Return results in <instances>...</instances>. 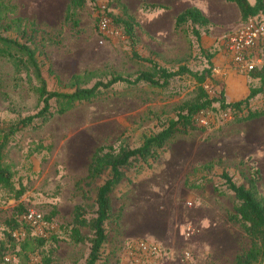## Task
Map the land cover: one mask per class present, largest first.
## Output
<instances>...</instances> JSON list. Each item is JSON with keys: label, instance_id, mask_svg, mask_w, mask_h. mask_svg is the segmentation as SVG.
<instances>
[{"label": "rangeland", "instance_id": "obj_1", "mask_svg": "<svg viewBox=\"0 0 264 264\" xmlns=\"http://www.w3.org/2000/svg\"><path fill=\"white\" fill-rule=\"evenodd\" d=\"M96 5L105 6L104 10L112 16L120 15L114 4L98 1ZM143 5L131 13L137 23L135 51L168 70L179 65L192 71L205 67L204 55L198 52L191 32L193 26L185 23L174 28L173 22L164 18L159 9ZM15 7L16 15L32 25L34 47L43 63L42 77L48 90H62L54 76L65 82L73 74L91 71L94 77L90 84L108 78L111 73L133 77L148 67L130 57L128 42L120 34L112 39L97 34L95 9L89 3L67 20L65 11L56 12L54 6L44 11L38 7ZM259 18L264 20V15ZM241 24L238 22L212 43L202 36L204 27L197 29L202 47L206 52H214L211 77L203 86L210 97H217L223 91L226 102L230 100L225 91L229 78L245 74L228 65L220 43ZM218 57L225 60L229 74L223 67L216 71ZM191 84L187 79H173L164 90L145 84L114 85L98 100L78 104L41 125L35 123L9 135L2 162L10 168L14 186L21 184L23 193L13 200L0 190V240L5 241L9 220L32 210L42 216L46 225L37 232L27 230V233L45 238V244L23 257L18 254L17 244L12 247L7 242L1 264H44L43 259H49V264H83L87 246L71 242L68 233L74 205L84 206L87 212L93 210V186L85 200L73 190L74 182L85 174L93 149L100 145L115 147L118 143L137 146L143 135L156 132L163 121L173 118L179 103L193 97ZM32 85L22 69H15L6 58L0 57V136L18 118L39 108ZM245 85L249 91L258 87V82L250 80ZM213 106L202 117L203 122L209 121V127L175 135L150 170L130 172L116 187L111 207L113 213L120 209V218L117 226L112 222L106 225V241L96 264H136L123 251L121 238L122 229L130 228L129 219L137 211L150 216L165 214L169 222L163 239L139 237L157 242L165 249L159 264H180L179 253L183 249L191 252L195 264H232L234 256L247 248L242 229L226 220L235 201L219 175L226 171L236 184L245 185L253 165L260 176L257 193L264 198V118L234 123L228 116L221 118L217 105ZM249 107L264 108V89L251 98ZM206 154H210L208 160ZM209 162V168H201ZM184 178L189 183L203 182V187L185 188ZM213 187L223 195H216ZM188 226L194 231L185 237ZM88 232L81 229L83 234Z\"/></svg>", "mask_w": 264, "mask_h": 264}, {"label": "trees", "instance_id": "obj_2", "mask_svg": "<svg viewBox=\"0 0 264 264\" xmlns=\"http://www.w3.org/2000/svg\"><path fill=\"white\" fill-rule=\"evenodd\" d=\"M98 1H103L106 5L114 4L119 9V16H112L107 10H104V15L110 18L111 25L127 40L131 49L130 57L146 63L148 67L146 70L137 72L133 77L111 73L108 78L95 80L90 84L89 82L94 77V72L91 71L73 74L65 82H61L58 77L54 76L56 85L62 89L61 91H54L47 89L46 82L42 77L43 63L38 59V53L34 47L32 25L16 15L15 5L8 0H0V57L6 58L15 69H22L25 72V75L33 83L32 90L40 104L33 114L18 118L8 131L0 136V190L13 200H18L23 193L21 184H18L17 187L14 186L12 172L2 162L8 136L17 129L32 126L35 123L41 125L54 115H62L78 104L98 100L114 85L118 84L126 87L145 84L152 88L164 90L173 79H187L192 83L194 95L190 100L179 103L175 107L173 118L163 121L156 132L143 135L137 146L129 147L123 143H118L115 147L100 145L93 149L84 176L77 179L73 184L74 192L82 200L87 199L88 190L92 189L93 186V210L87 212L84 206L74 205L68 233L71 242L86 244L87 246V254L83 264H96L100 260L106 241V225L112 222L114 226H117L120 209L113 213L111 207V196L116 187L120 182L127 179L128 173L137 174L144 170H150L166 151L167 142L175 135H187L193 131H202L210 126L208 120L201 124L195 119V116L204 117L206 113L214 109L213 105L216 104L220 117L222 118L224 114H227L230 121L234 123L264 118V108L252 110L249 107L251 98L264 89V70L262 69L243 73L258 82V87L249 89L248 94L243 99L226 102L223 98V91H220L217 97L208 95L203 85L211 77V59L214 52H206L201 45V33L197 29L207 26L208 20L198 9L188 7L181 11L175 16L173 27L178 28L185 23L193 26L191 32L198 52L204 55L205 67L192 71L184 65H179L175 70H168L159 66L152 59L141 57L135 51L138 40L134 30L137 23L122 0H68L64 19L67 20L86 3H89L95 9L97 26L99 5L96 4ZM225 1L231 2L237 7L241 23L251 19L263 20L259 17L264 15V0H254L253 5H249L247 0ZM143 7L152 10L163 9L162 6L153 4L143 5ZM97 34L99 35L98 31ZM210 166L211 163L209 162L202 165L201 168L207 169ZM219 178L235 201L232 211L226 215V220L237 224L247 240V248L234 256L232 264H260L264 261V198L258 195L256 189L260 178L259 170L253 165L250 166L245 185L236 184L226 171H222ZM183 186L188 189H200L203 187V182L189 183L187 178H184ZM212 189L216 195H223V192L217 190L216 187ZM19 216L20 214H17L9 220L10 228L5 234V241L0 240V264L3 262L7 242L12 243V247L17 244L18 254L23 257L33 254L45 244V238L27 233L29 229L18 222ZM20 225L25 228V235L16 240L11 237V232ZM82 228H86L89 231L88 234L81 233ZM51 239L52 241L55 240L53 236ZM130 241L126 240V242ZM192 259L195 260L193 256ZM43 263L49 264L50 260L43 259Z\"/></svg>", "mask_w": 264, "mask_h": 264}, {"label": "crops", "instance_id": "obj_3", "mask_svg": "<svg viewBox=\"0 0 264 264\" xmlns=\"http://www.w3.org/2000/svg\"><path fill=\"white\" fill-rule=\"evenodd\" d=\"M11 3L18 7H38L41 10H47L48 7L54 6L55 11H65L68 0H9ZM128 12L133 14L143 4L162 6L163 9H159V13H163L164 18H168L171 22H174V18L177 14L188 7H195L203 16L208 20V25L204 27L205 32L202 36L206 41L210 43L214 42L226 32H228L233 26L240 22V15L237 7L225 0H124ZM184 2H188L187 5ZM249 5H253L254 0H247ZM37 9V8H36ZM133 16V15H132ZM201 40V37H200ZM202 44V43H201ZM217 69L223 67V70L227 71V64L225 60L218 57L216 60ZM216 71H219V69ZM231 79V80H230ZM230 82L227 83L225 91L227 102H233L243 99L248 94L246 88V81H253L257 83L256 79H251L246 75H236V77L229 78ZM210 154H206V157ZM209 157H207V160ZM130 228L124 231L122 229V241L132 240L142 236H154L156 239H163L166 237V233L169 229V222L165 214L157 213L149 215L146 212L137 211L134 216L129 219Z\"/></svg>", "mask_w": 264, "mask_h": 264}, {"label": "built area", "instance_id": "obj_4", "mask_svg": "<svg viewBox=\"0 0 264 264\" xmlns=\"http://www.w3.org/2000/svg\"><path fill=\"white\" fill-rule=\"evenodd\" d=\"M105 6H99L97 31L100 37L114 38L119 35L111 25L110 18L104 15ZM222 47L225 59L230 67L241 73L255 69L264 70V20L251 19L239 25L233 32L222 39ZM227 114H224L226 117ZM199 123H205L202 117L195 116ZM18 222L27 226L31 232H37L46 225L42 216L32 210H25L18 217ZM194 229L186 227L184 236L189 237ZM39 233V232H38ZM25 235V228L18 226L11 232V237L19 240ZM123 251L136 264H159L164 256L165 249L157 242L146 239H133L130 242H122ZM180 264H195L191 252L183 249L179 253ZM260 264H264L262 261Z\"/></svg>", "mask_w": 264, "mask_h": 264}]
</instances>
